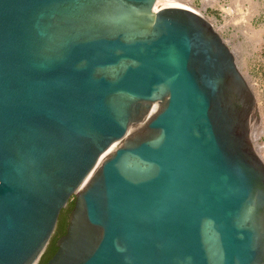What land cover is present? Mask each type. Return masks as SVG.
I'll list each match as a JSON object with an SVG mask.
<instances>
[{"label": "water", "instance_id": "obj_1", "mask_svg": "<svg viewBox=\"0 0 264 264\" xmlns=\"http://www.w3.org/2000/svg\"><path fill=\"white\" fill-rule=\"evenodd\" d=\"M154 3L0 0V264L72 198L45 264H264L254 94L209 20Z\"/></svg>", "mask_w": 264, "mask_h": 264}, {"label": "rangeland", "instance_id": "obj_2", "mask_svg": "<svg viewBox=\"0 0 264 264\" xmlns=\"http://www.w3.org/2000/svg\"><path fill=\"white\" fill-rule=\"evenodd\" d=\"M185 1L195 10L202 11L227 41L236 66L254 94L258 124L253 132L254 139H249L255 143L257 147L253 149L264 161V0Z\"/></svg>", "mask_w": 264, "mask_h": 264}, {"label": "flooded vegetation", "instance_id": "obj_3", "mask_svg": "<svg viewBox=\"0 0 264 264\" xmlns=\"http://www.w3.org/2000/svg\"><path fill=\"white\" fill-rule=\"evenodd\" d=\"M64 208H69L68 205H66V207ZM72 207L68 209V212L67 214L65 215L64 219H63V222L61 221L60 219V214H59V217H58V221H57V224H56V228L54 230V233L53 235L51 236L50 240H49V243L48 245L53 241L54 239V250L53 252L50 254V255H45V253L42 255V257L40 258V260L36 263V264H45V262L50 258V256L54 253V251L56 250V241L57 239L65 232V228H66V223H67V217L71 211ZM62 211V210H61ZM60 222L62 223V227H60V229H58V225L60 224Z\"/></svg>", "mask_w": 264, "mask_h": 264}, {"label": "bare ground", "instance_id": "obj_4", "mask_svg": "<svg viewBox=\"0 0 264 264\" xmlns=\"http://www.w3.org/2000/svg\"><path fill=\"white\" fill-rule=\"evenodd\" d=\"M176 4V5H182V6H187V7H189V8H191V9H193L195 12H197V13H199L200 15H203L204 16V14H203V12L202 11H198V10H195L193 7H190V5H187L186 4V1L185 0H155V3H154V6H153V9L154 10H159V9H161L163 6H164V4ZM223 4V3H222ZM223 7V6H222ZM224 42H227V41H225L224 40ZM234 53V52H233ZM237 61V60H236ZM254 131H255V129H254ZM253 131V132H254ZM253 132H252V134L250 135V137L252 138V139H254L253 138V136H254V134H253ZM253 144V143H252ZM255 144V143H254ZM252 145L253 147L255 146V147H257L256 145ZM255 149V148H254ZM256 150V149H255ZM257 152V151H256ZM258 155H260L261 156V154L258 152Z\"/></svg>", "mask_w": 264, "mask_h": 264}, {"label": "trees", "instance_id": "obj_5", "mask_svg": "<svg viewBox=\"0 0 264 264\" xmlns=\"http://www.w3.org/2000/svg\"><path fill=\"white\" fill-rule=\"evenodd\" d=\"M67 205H68L69 208L73 207V201L70 200ZM69 208H63L62 209L61 214H60V219H61L62 222H63V219H64L65 215L67 214ZM58 227L59 228L62 227V223L61 222L58 225ZM54 248H55V246H54V239H53V241L47 246L46 251H45V255L46 256L50 255L53 252Z\"/></svg>", "mask_w": 264, "mask_h": 264}, {"label": "built area", "instance_id": "obj_6", "mask_svg": "<svg viewBox=\"0 0 264 264\" xmlns=\"http://www.w3.org/2000/svg\"><path fill=\"white\" fill-rule=\"evenodd\" d=\"M156 109H152L149 111L148 115L152 114Z\"/></svg>", "mask_w": 264, "mask_h": 264}]
</instances>
